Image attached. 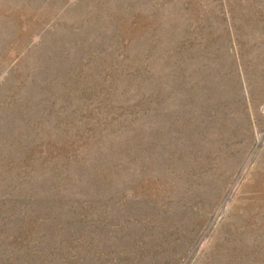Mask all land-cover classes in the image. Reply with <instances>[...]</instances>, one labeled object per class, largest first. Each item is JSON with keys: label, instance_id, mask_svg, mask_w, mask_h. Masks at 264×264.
I'll list each match as a JSON object with an SVG mask.
<instances>
[{"label": "rangeland", "instance_id": "obj_1", "mask_svg": "<svg viewBox=\"0 0 264 264\" xmlns=\"http://www.w3.org/2000/svg\"><path fill=\"white\" fill-rule=\"evenodd\" d=\"M0 264H264V0H0Z\"/></svg>", "mask_w": 264, "mask_h": 264}]
</instances>
